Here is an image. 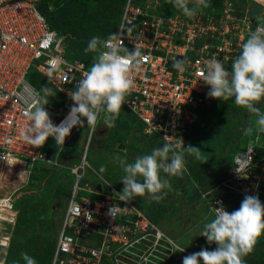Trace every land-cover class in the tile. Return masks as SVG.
<instances>
[{
	"label": "built area",
	"instance_id": "2783aa9c",
	"mask_svg": "<svg viewBox=\"0 0 264 264\" xmlns=\"http://www.w3.org/2000/svg\"><path fill=\"white\" fill-rule=\"evenodd\" d=\"M41 1L0 0V264L17 219L14 200L21 186L17 184L36 163L64 169L71 176L49 264H165L171 253L162 251L160 241L173 245L171 239L138 206L119 201L118 192L99 174L97 180L85 177L90 170L87 148L92 129L79 160L69 165L58 161L67 136L56 145L53 158L47 156L52 137L41 146L21 137L28 123L25 98L39 93L27 80L29 72L43 75L66 101L51 118L59 124L73 104L70 92L89 69L83 60L66 57L62 36L38 9ZM213 1L200 4L189 18L172 0H123L116 29L109 36L123 48H138L142 53L131 70L132 87L121 107L142 125L145 136H155L162 144L192 146L197 111L216 100L206 95L209 86L201 81L202 70L210 59L221 60L230 70L241 44L260 25L250 14L252 3L260 4L259 15L264 17V0H243V7L240 0H219V5ZM188 4L192 7L199 0ZM109 37L103 41L111 42ZM178 56L185 61L183 73L173 67ZM242 133L247 140L234 153L226 177L201 193L210 195L211 215L219 205L230 212L227 194L256 195L264 204V156L255 158L261 136L248 125ZM97 183L100 190L95 188Z\"/></svg>",
	"mask_w": 264,
	"mask_h": 264
},
{
	"label": "clouds",
	"instance_id": "9594fccd",
	"mask_svg": "<svg viewBox=\"0 0 264 264\" xmlns=\"http://www.w3.org/2000/svg\"><path fill=\"white\" fill-rule=\"evenodd\" d=\"M208 2L199 0V4L189 7L188 0H172L173 6L189 18L196 14L200 4L207 6ZM109 41L97 36L88 40L84 51L97 55L91 67L76 82L75 90L70 92L73 104L59 124L52 122L45 109L49 97L55 94L51 88L42 87L35 96L29 94L25 98L28 123L21 132L24 141L41 146L48 137H52L59 146L75 126L86 124L95 130L101 119L108 127L115 125L125 96L132 87L131 70L139 63L137 58L142 53L138 48L131 51L123 48L112 37ZM51 63L56 66L55 62ZM173 67L183 73L186 70L185 61L176 59ZM201 81L209 86L208 97L224 101L231 98L235 105L254 114L255 130L264 133V111L256 106L264 98V24L249 32L230 70L221 60L210 59L202 70ZM200 152L194 146L182 147V143H163L131 162L126 156L118 157L124 175L120 179L123 187L115 193L116 197L126 202L147 195L151 200L159 201L170 188L168 179L161 174L180 176L186 170L185 156L194 155L200 159ZM115 207L113 205L109 209L112 216ZM262 233L264 204L258 196L245 195L239 207L231 212L223 205L216 206L213 218L204 223L199 232V236L204 237L207 243H215L216 247L211 250L201 247L199 251L184 256L181 264H245L243 258L252 251ZM20 255L23 264H37L29 254L22 252Z\"/></svg>",
	"mask_w": 264,
	"mask_h": 264
},
{
	"label": "rangeland",
	"instance_id": "374dc122",
	"mask_svg": "<svg viewBox=\"0 0 264 264\" xmlns=\"http://www.w3.org/2000/svg\"><path fill=\"white\" fill-rule=\"evenodd\" d=\"M57 1L47 0L49 8L56 9L57 11V8H54ZM59 16L63 17L64 15L63 13H59ZM38 77L32 79L27 78V80L31 83H37L40 89L42 87L51 88L48 84L49 81L44 77L43 79L40 76ZM51 89L55 94L49 97V102L45 105L50 119L59 111L63 105V101H65L60 94L53 88ZM218 102L220 105L214 108L210 107L203 112V119L205 118L203 128H205V131L201 132L200 136L198 135V145H196V148L201 151L200 159H196L194 155H186V170L180 176L168 177L167 174H161L168 179L170 188L165 191V195L159 200L160 203H166V207L162 210L164 213L163 219L157 226L173 242L172 245L166 241H160L163 245L161 246L162 251L167 252V254L171 253L165 264H179L181 257L197 252L201 247L209 250L216 247L215 243H207L204 237L199 236L203 224L212 219L213 215H211L208 209L207 200H210L209 197H203L201 194L200 196H193V198L190 197V194H195L192 180L189 177L190 170L194 178L196 177L202 180L201 189H204L205 185H208L212 179L219 176L222 173L224 164L227 162L235 141L239 139L240 127L247 116L245 114L248 113L242 107L235 105L231 98L226 101L218 100ZM222 104L227 105L229 113L222 116L221 119L218 116L212 117L213 114L222 113ZM256 106L264 109V98L257 102ZM223 117L224 119H222ZM118 119L127 121V125L118 128L120 130L118 131L120 136L119 142L109 137L110 131L117 128L115 127L116 125L113 126L115 128L108 127L103 123L102 119L96 124L89 147L87 148V162L90 170L87 171L85 177H88L89 180H97V173L111 184L117 192H120L123 187L120 179L124 173L117 158L126 156L128 161L131 162L137 156L148 154L155 147H161L162 143L158 139L147 135L145 136L139 122L125 108L121 107V111L116 117V120ZM88 130L89 127L86 124L80 126L78 129L70 130L67 135V143L64 147L65 156L58 159L59 162L69 165L79 160L80 153H83V146L87 139ZM45 166L48 168L51 167L47 164ZM60 171L63 174L64 169ZM28 176L20 178L17 185L21 186L15 194L18 196L25 193L21 196L20 205H24V211L25 204L31 206V212L28 214L33 217V222L28 227L20 223L16 224L15 222L9 240L14 246L11 249H15L16 243L22 245L24 241V244L20 250L17 249L19 255L11 258L12 254L11 250L9 251V242L5 255L1 258L2 264H17V262L23 264V261L19 260L22 252L34 257L37 264H45L48 260L47 255H49V249L51 247V243H49L51 239L49 223L50 220L57 223L63 209L61 207H63L64 201H60L59 198L54 199L53 197L55 194L56 177L51 171H47L39 179L34 177L31 180L32 185L30 188L28 185L29 190L26 188ZM195 181L197 182L196 179ZM32 195L36 196V198L30 199L31 202H28V198ZM129 201L139 208L140 205L157 202L151 200L147 195L135 197ZM30 216H27V218ZM256 241H258V244L248 253L247 257L245 256L246 258L264 257V245L260 243L264 241V234L262 233L257 237ZM170 249L171 251H169ZM182 249L184 250L181 251ZM8 252L9 257L7 258Z\"/></svg>",
	"mask_w": 264,
	"mask_h": 264
},
{
	"label": "trees",
	"instance_id": "16d2710c",
	"mask_svg": "<svg viewBox=\"0 0 264 264\" xmlns=\"http://www.w3.org/2000/svg\"><path fill=\"white\" fill-rule=\"evenodd\" d=\"M213 4L219 5V0H214ZM238 4L240 7H243L244 1L240 0V2ZM122 5H123V0H58L56 2V5L54 6V8H57V11H56V9L53 10V9L49 8V5L47 4V0H42L39 3L38 9L44 15L48 24L54 30H56L59 35L62 36L63 41L66 44V47H65L66 57L69 59L83 60L87 64V66L90 68L94 59H95V56L97 55V53L91 52V51L90 52L84 51V48L86 47L88 40L92 36H97L101 40H104L105 38L111 36L114 33L116 26H117V23H118L119 18H120ZM59 13H63L64 16L60 17ZM38 76H40L42 79L44 77L43 75L37 73L36 71L31 70L29 72V74L27 75V78H31V79L35 78V77L39 78ZM33 84L37 87V89L40 92V87L38 86V84L37 83H33ZM48 84L52 88V86L50 85L49 82H48ZM218 100L219 99H216L208 107L201 108L199 111H197L196 116H195L194 126L192 129V146L196 147V145H198L197 137H198V135L200 136L201 132L205 131V128H203V123L205 122V118L203 119L204 110H206L210 107L214 108L217 105H220ZM65 102L66 101H63V105L65 104ZM217 102H218V104H217ZM222 105H223L222 113L221 114H213L212 117L218 116L221 119L222 116L227 115L229 113V111L227 109V105H225V104H222ZM261 111H264V109H261ZM245 116L246 117L242 123V126L240 127V130H239V139L237 141H235L234 146H233V148L230 152V155L227 159V162L224 164V167L222 169V173L219 176L212 179L208 185H205L204 189H201L202 180L197 179L196 177L194 178V176L190 170L189 177L192 180V185L194 188V192L196 194V195L190 194L191 198H193V196H200V194H201L200 192L207 191L208 189L215 186L222 179H224L226 177V172H227V169L232 164V157H233L234 153L238 152V150L241 149L242 145L245 144V142L247 140L246 137L242 133L243 127L248 125V126H251L254 131H256L255 130V124H254V121H255L254 114L247 113V114H245ZM222 119H224V117ZM115 125H116L115 127H117V128L113 127V128H115V130L111 129L112 131H110L109 137H111L112 139L119 142L120 136H119L118 131H120V130L118 128L120 126L127 125V121L118 119V120H116ZM140 126H141V130H142V125L140 124ZM260 136H261L262 146L255 149L256 160H259L260 158H263V156H264V133H260ZM151 137L154 139H157V137H155V136H151ZM63 156H65L64 148L59 152L58 159H61V157H63ZM60 170L61 169H57V168H51V167L48 168L44 164L36 163L35 165H33L32 169L29 173L28 180H27L28 182H27V186H26V188L29 190V188L32 185L31 180L34 179V177H37L39 179L42 176H44L47 173V171L48 172L51 171L56 177L55 194L53 197H54V199L59 198L60 201H64L63 207H61L63 209L61 211L59 219L57 220V223L55 221H52V220H50V223H49V226L51 229V239H50L49 243H51L50 244L51 247L49 246L50 247L49 255H47L48 260L45 264H49V262H50L52 251L54 248L56 235H57L58 224H59L60 218L63 214L65 203H66V200H67V197L69 194V190L71 187V176H70V174L68 172H65V171L62 174V173H60L61 172ZM195 179L197 180V182L195 181ZM28 185H29V188H28ZM24 194L25 193L16 196L15 200H14V206L17 210L16 224L20 223L21 225L28 227L30 223L32 224L33 217L28 214L31 212V206L29 204H25V211H24V207H23L24 205H22V206L20 205L21 196H23ZM190 197H188V198L190 200H192ZM208 197H210V195H208ZM32 198L34 199V198H36V196L32 195L31 197H29L28 202H31L30 199H32ZM242 199H243V197L233 195V194H227V196L225 197L226 207L231 212L232 210L237 209L239 207ZM165 207H166V203L165 204L162 202L160 203L159 201L151 202L150 204L146 203V204H143L142 206L140 205V209L145 213V215L152 222H154L158 225L160 224V221L163 219L164 213L162 210ZM27 216H30V217L27 218ZM23 217H24V219H23ZM16 236H17V234H16ZM11 241H12V238H11ZM260 243H262L264 245V241H261ZM23 244H24V241H23L22 245ZM257 244H258V241H256L253 248ZM22 245L19 243H16L15 249H11L14 246H13V243L10 242L9 251L11 250V254H12L11 258L19 255L18 250H20V248H22ZM247 256H248V254L246 255V257ZM8 257H9V252H8L7 258ZM245 258H244L245 264H264V257H252L253 259H249V258L245 259ZM19 260H21V258Z\"/></svg>",
	"mask_w": 264,
	"mask_h": 264
},
{
	"label": "water",
	"instance_id": "95a60500",
	"mask_svg": "<svg viewBox=\"0 0 264 264\" xmlns=\"http://www.w3.org/2000/svg\"><path fill=\"white\" fill-rule=\"evenodd\" d=\"M261 9H262V8H261L260 4H258V3H253V4L251 5V7H250V14H251V16H252V17H255V19H256V20L258 21V23H260V24H262L263 21H264V17H262V16L259 15L260 12H261ZM177 59L179 60V59H181V57L178 56ZM170 65H172V63H170ZM55 148H56V143H55L54 140H51V141H50V144H49V147H48V150H47V156H48L49 158H53V156H54V152H55ZM95 188H96L97 190H100V189H101V184H100V183H97V184L95 185Z\"/></svg>",
	"mask_w": 264,
	"mask_h": 264
},
{
	"label": "flooded vegetation",
	"instance_id": "af4514ba",
	"mask_svg": "<svg viewBox=\"0 0 264 264\" xmlns=\"http://www.w3.org/2000/svg\"><path fill=\"white\" fill-rule=\"evenodd\" d=\"M183 257H184V256H183ZM183 257H181V259H179V264H181V262H182V258H183ZM176 262H177V261H176Z\"/></svg>",
	"mask_w": 264,
	"mask_h": 264
}]
</instances>
